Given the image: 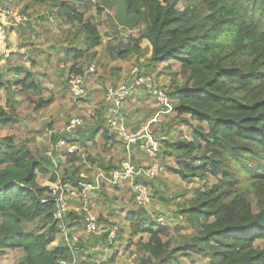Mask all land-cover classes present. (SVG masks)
Listing matches in <instances>:
<instances>
[{
    "label": "trees",
    "instance_id": "1",
    "mask_svg": "<svg viewBox=\"0 0 264 264\" xmlns=\"http://www.w3.org/2000/svg\"><path fill=\"white\" fill-rule=\"evenodd\" d=\"M100 1L115 10L119 27L139 30L128 44L120 40L108 45V55L122 59L136 56L138 62L144 52L139 43L147 39L151 51L144 72L149 74L164 64L161 72L171 77L164 91L173 109L162 114H175L174 121L184 123L186 131L180 129L175 139L160 140L159 153L163 159L173 158L174 165L168 169L195 183L193 196L177 204L179 218H186L191 232L174 245L168 238V217L164 212L154 214L149 210L151 199L142 204L130 182L122 186L103 179L99 189L89 190L87 196L97 205H111L117 218L108 226L117 227L116 236L110 238L107 229L83 238L85 212L80 197L74 200L77 206H71L65 221L80 235L77 245L73 249L66 243L50 247L61 228L53 217L55 203L50 186L43 185L41 177L52 183H70L81 193L80 181L95 182L100 172L110 175L126 157V141L108 124L105 99L109 86L124 81H119L120 70H116L113 83L103 88V98L94 108L97 118L90 117V126L78 127L73 136L65 132L53 136L54 141L59 136L67 139L64 147H55L54 157L33 147L27 139L18 141L11 134L0 136V256L8 250H20L24 255L16 264H59L60 260L74 258L77 264H97L98 256L91 251L96 246V253L106 252V261L113 263L118 247L126 243L127 226L128 245L134 243L147 254L142 264H182V259L194 262L195 257L208 264H264V0H182V9L178 7L180 0ZM93 5L101 9L93 0H25L19 8L38 22L39 33L45 34L44 29L57 20L64 27L63 34H71L70 39L67 35L66 46L57 47L67 57L64 66L53 64L51 70V76L58 77L56 82L69 93L72 74L83 76L87 87L86 78L109 65L98 57L103 36L88 14ZM38 6L51 10L35 15L32 12ZM18 30L20 46L33 48L30 58L38 65L35 57L44 53L41 45H36L37 39L24 38L26 32L30 33L26 26ZM93 60L97 64L91 65ZM11 68L15 75L22 73L20 66ZM18 82L23 90L39 88L31 70ZM139 92L129 96L123 108L133 109L132 113L123 112L130 131L153 120L156 112L164 108L148 91H144L143 98ZM91 99L88 92L76 104ZM138 99L145 103L152 99L156 108L151 105L147 113H141L132 107ZM38 101L35 110L53 104L54 97L41 96ZM17 121L14 112L8 114L0 109L1 131ZM46 126L52 128L53 122ZM72 145L77 146L73 152L69 151ZM117 145L122 146L123 154ZM108 154L111 157L107 160ZM154 160L150 158L147 164ZM160 163L161 172L154 177L137 176L135 182L147 187L160 179L167 167ZM87 164L96 169L95 173L82 176ZM124 187L131 192L130 208L118 205L122 204L118 197L109 192ZM158 192L161 190L156 189L154 196ZM120 218L125 220V226ZM137 235H146L147 239L141 236L134 242L132 238Z\"/></svg>",
    "mask_w": 264,
    "mask_h": 264
},
{
    "label": "rangeland",
    "instance_id": "2",
    "mask_svg": "<svg viewBox=\"0 0 264 264\" xmlns=\"http://www.w3.org/2000/svg\"><path fill=\"white\" fill-rule=\"evenodd\" d=\"M93 1L98 3L101 7L99 10L96 5H93L88 12L90 18L97 24L100 33L103 36V45L97 49L98 57H101L104 62L108 61L109 65L103 69L99 68L95 74L89 75L88 78H86V93L91 92L92 101L85 104H76V102H78V98L73 97L72 93L62 89V87L56 82L55 78L58 77L51 76L53 64H59L60 67H63L67 60L65 53L58 52L57 47L59 45L66 46L68 44V39H66L67 35L70 39L71 34H63V26L61 22H58L57 20L53 22L49 29H44L43 27V29L47 32H45V34H41L39 33L40 25L37 24L38 22L34 19L35 22L28 23L26 26V28L30 29V33L26 32L24 38L28 40L37 39L36 45H41L40 50L44 51V53H42V55H36L35 58L38 62V65L34 64L30 58L33 53V48L20 46L21 37L18 33L12 37L14 52L10 56L9 60L4 65L0 66V109L6 111L8 114L14 112L16 118H18L17 123L10 125L11 127L3 129L2 131L0 129V136L11 134L18 141L23 139L29 140L33 147L43 149L45 154H48L50 150H53L54 152L56 143L61 137L57 136L65 132V128L69 123L68 121H70L73 117H82L84 119V124L81 126L82 128H88L90 126V117H93V113L95 112L94 108L97 107L98 102L100 103L101 99L103 98V88L113 83L114 78H116V70H120L118 79H122H119V81L129 78L131 70L135 66H139L141 72L145 71V63L149 58L151 51L150 42L147 39H144L139 43V46L144 52L139 56L138 62H136V56H130L127 59L111 58L106 52V47L110 44H115L120 40L128 44L131 37H135L139 34V30L124 28L122 26L119 27L114 18L115 10L111 9L105 4H102L100 0ZM24 2L25 0H0V5L7 4L9 6L22 8ZM178 7L182 9V0H180L178 3ZM45 10L51 9H42L38 6L35 11L31 12L35 15H40ZM92 64H97L96 60H93L91 62V65ZM15 66L21 67L22 73L20 75H15L13 73L11 67ZM163 67L164 64L159 65L156 70H150V73L148 74L161 89H164L171 80L170 75H167L164 71L161 72ZM114 68L116 69L114 70ZM27 70L33 71V78L39 83V88L37 90H23L22 84L18 82L19 79L26 75ZM137 91H140L139 93L142 94L141 98L146 95L144 90L138 89ZM41 96L43 98L53 96L54 103L47 107L41 108L40 110H35L34 108L36 105H38V100H40ZM148 101L150 103L140 102L138 99L132 107H134V109L139 108L141 113H147L148 108H151L152 106L153 108H156V105L152 99H148ZM74 104H76L75 107L73 106ZM128 107L125 108L123 111L124 113H132L133 109ZM158 110L156 109V111ZM174 115L175 114L171 115L162 113L157 115L156 112L155 118L142 126H147L148 133H150L152 136L154 135L160 140L163 138L175 139L180 135V129L186 131V125L184 123L177 124L174 121ZM136 118V121L140 122V118ZM48 122H53L52 128L46 126V123ZM55 134H57L56 141H54L53 137ZM117 147L123 154L122 146L117 145ZM134 154H136L135 160L140 164L141 167L146 168L152 163L151 161L149 164H147L150 158H145V156H143L140 151L136 150L133 153V156ZM161 156L162 154L160 152L158 154V158L167 167L165 172L160 175V179H156L154 183H151L149 186H147L151 194L149 210L154 214L158 212L165 213L170 223L168 238L173 241L174 245H178L177 243H180L184 239V234L190 233L191 229L188 226L186 218L182 214L181 215L184 217V219L179 218L180 213L177 212V204L184 203L193 196L192 189L194 188L195 183L182 179L178 174H175L170 169H168V166L174 165L173 158L163 159ZM110 157L111 155L108 154L106 156L107 160ZM95 170L96 169H94L93 166L87 164L83 168L82 176H91L95 173ZM41 182L43 185L48 186H50L52 183L47 177H41ZM156 189H160L161 193L158 192L157 195L154 196V191ZM109 192L115 194L118 197V201L122 203L120 204L118 202V205L130 208L128 207L129 203L131 202V192L129 187H124L119 191ZM158 196H163L165 200L160 199ZM74 200L76 199L71 198V206H77V203H73ZM92 202V212L98 218V223L101 226V230L105 229L108 224H111L109 222L117 218L115 217L117 215H115V213L111 210L110 204L97 205V201L94 199H92ZM99 218H101V220ZM120 222L125 226V220L123 218H120ZM125 228L126 236H128L125 237L126 243L118 247V250L115 253L116 260H114L113 263H108L106 261V252H104V255L96 253L99 249H97L96 246L92 247L91 251L95 253V256H98L96 258L97 264H142V257L147 256V254L145 252H141L139 247L134 243L128 245L130 231L127 226H125ZM70 230L71 233L75 232L72 227ZM83 234L84 239L88 237L85 235H89L88 233L84 232ZM141 236L144 238V240L147 239L146 235H137L134 236L132 240L137 242L140 240ZM89 238L90 237L87 239ZM57 239H62L61 234H58ZM94 241L95 240H93L92 244H94ZM261 243L264 246V240ZM53 246L55 245H50L51 248ZM113 251H115L114 248ZM23 255V252L20 250H8L4 256H0V264H16ZM195 258L197 260L194 259V262L190 258H184L182 259V264H208V261L205 259H200V257Z\"/></svg>",
    "mask_w": 264,
    "mask_h": 264
},
{
    "label": "built area",
    "instance_id": "3",
    "mask_svg": "<svg viewBox=\"0 0 264 264\" xmlns=\"http://www.w3.org/2000/svg\"><path fill=\"white\" fill-rule=\"evenodd\" d=\"M31 22H35V20L29 14L23 13L19 8L7 4L0 5V66L4 65L14 52L12 37L19 33L17 29L22 26H27L28 23ZM90 70L93 71L94 67H91ZM69 83L72 95L75 98H80L86 94L85 79L83 76L72 74ZM138 89L148 91L164 107L162 110L158 111L157 115L172 111L173 108L170 97L166 94L164 89L157 86L150 75L141 72L139 66H135L131 70L129 78L108 87L105 97L106 103L109 106L108 124L112 130L118 131V134L126 141L124 149L126 157L122 159L118 167L113 169L110 175L100 172L96 176L95 182L80 181L78 185L83 187L81 193L78 187L76 188L70 183L50 184V194L55 203L53 217L61 228L59 234L62 236L61 240L56 238L53 245L66 243L73 249L80 239L79 234L71 233V228L65 222L71 210V198H83L82 209L85 212L84 233L100 234L110 229L109 237L113 238L116 236L117 227L114 225L107 226L105 229L101 230L98 218L92 212L93 202L87 196L89 190L95 191L99 189L100 182L103 179L107 180L110 184H120L122 186L130 182L133 191L137 195L138 201L142 204L151 199L149 189L142 182H135V179L137 176L154 177L162 171L163 166L156 160L161 149V141L159 138L148 133L147 126H143L136 131H130L123 117V108L126 105V99L133 95ZM93 116L97 118L95 113H93ZM83 124L84 119L82 117H73L67 124L65 133L73 136L75 130ZM66 144L67 139L60 137L56 143V148L64 147ZM76 149L77 146L72 145L69 151L73 152ZM136 150L140 151L145 158H155V160L146 168L141 167L140 164L136 163L133 159V153ZM48 154L54 157L53 150H50ZM59 264H77V260L76 258L72 261L63 259L59 261Z\"/></svg>",
    "mask_w": 264,
    "mask_h": 264
}]
</instances>
